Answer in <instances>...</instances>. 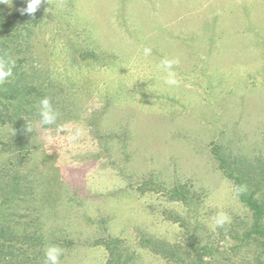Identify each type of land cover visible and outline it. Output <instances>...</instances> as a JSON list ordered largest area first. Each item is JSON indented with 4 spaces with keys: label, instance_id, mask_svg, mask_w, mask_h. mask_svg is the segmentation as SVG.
Returning a JSON list of instances; mask_svg holds the SVG:
<instances>
[{
    "label": "rangeland",
    "instance_id": "374dc122",
    "mask_svg": "<svg viewBox=\"0 0 264 264\" xmlns=\"http://www.w3.org/2000/svg\"><path fill=\"white\" fill-rule=\"evenodd\" d=\"M34 14L24 70L59 117L38 128L31 113L19 136L0 123V233L32 236L4 264L36 250L45 264L48 244L59 264H105L112 247L173 264L155 240L184 264L210 250L241 264L248 249L230 246L252 212L214 152L264 194V0H43ZM165 59L179 86L163 83ZM218 210L232 222L213 232Z\"/></svg>",
    "mask_w": 264,
    "mask_h": 264
},
{
    "label": "trees",
    "instance_id": "16d2710c",
    "mask_svg": "<svg viewBox=\"0 0 264 264\" xmlns=\"http://www.w3.org/2000/svg\"><path fill=\"white\" fill-rule=\"evenodd\" d=\"M38 23H40L39 17L35 14L22 13L17 7L0 6V56L8 54L15 60L12 77L0 84V123L10 124L18 136L26 131L25 119L27 120L31 113L37 114L36 105L47 95V91L40 86L41 83L39 84L35 78H30L28 70L26 72L24 70L29 61L28 53L30 52L22 50V47L27 45L31 48L28 39L34 33ZM24 51H26L25 55H23ZM214 153L220 160L224 173L237 181L240 199L252 212V224L244 228L241 234L237 232V235L232 238L230 247L233 250L248 249L241 264H264V194L258 196V192L262 193L263 186L261 184L257 191L253 189L251 191L249 181L245 180L246 172L230 167L223 162L224 158L219 152ZM172 193L175 197L181 194L178 189ZM7 230L3 228L0 233V264H4V260L9 262L11 257L16 258L11 250L9 252L11 255L8 254L9 248L13 249L17 243H25L29 237H32L26 233L19 236L12 230H8L9 234H7ZM4 233L7 234L6 237ZM152 243H155L153 250L171 260L173 264H184L179 258L178 246L164 240H155ZM20 246L22 244L18 247ZM108 249V259L105 264H131L128 260L122 259L117 248ZM38 254L39 250H36L34 255L31 254L33 257L28 256L27 264H35L38 261ZM207 257L211 260L210 264H214L217 252L210 250ZM200 259L203 261L204 258Z\"/></svg>",
    "mask_w": 264,
    "mask_h": 264
},
{
    "label": "clouds",
    "instance_id": "9594fccd",
    "mask_svg": "<svg viewBox=\"0 0 264 264\" xmlns=\"http://www.w3.org/2000/svg\"><path fill=\"white\" fill-rule=\"evenodd\" d=\"M43 0H27L26 7L21 9L22 13L34 14L38 7L42 4ZM10 0H0V4L9 5ZM143 54L149 56L151 54L150 48H144ZM179 63L178 60H163L158 66L159 69L165 74L163 83L170 86H179L180 81L176 78V73L172 70L173 65ZM15 60L8 54L0 56V84L5 83L13 75V68ZM37 115L39 117L36 126L42 128L44 126H52L57 123L59 113L53 107L51 99L47 96L39 100L37 106ZM31 131V129H28ZM75 137H73L74 139ZM232 217L221 210H218L211 217V222L208 224L210 231L215 232L219 228H224L226 225L231 224ZM63 249L57 244H48L44 248L45 264H59Z\"/></svg>",
    "mask_w": 264,
    "mask_h": 264
}]
</instances>
